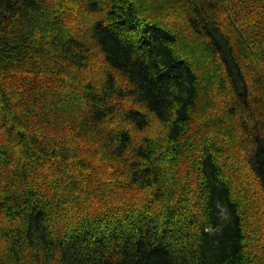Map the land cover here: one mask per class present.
I'll return each mask as SVG.
<instances>
[{
    "label": "trees",
    "instance_id": "obj_1",
    "mask_svg": "<svg viewBox=\"0 0 264 264\" xmlns=\"http://www.w3.org/2000/svg\"><path fill=\"white\" fill-rule=\"evenodd\" d=\"M0 264H264V0H0Z\"/></svg>",
    "mask_w": 264,
    "mask_h": 264
}]
</instances>
